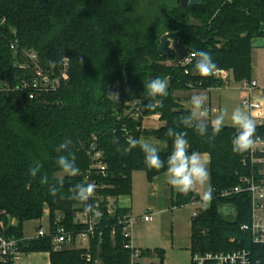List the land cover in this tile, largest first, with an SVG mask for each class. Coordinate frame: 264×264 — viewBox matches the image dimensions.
I'll use <instances>...</instances> for the list:
<instances>
[{
    "label": "trees",
    "instance_id": "obj_1",
    "mask_svg": "<svg viewBox=\"0 0 264 264\" xmlns=\"http://www.w3.org/2000/svg\"><path fill=\"white\" fill-rule=\"evenodd\" d=\"M263 23L264 0H202L186 6L180 0H0V227H5V234L17 239L25 254L48 252L50 264H131L132 252L125 247L129 240L119 222L127 211L116 206L109 214L107 199L131 194L135 171H145L148 180L166 171L173 138L165 133L172 127L187 132L189 153L209 156L212 198L206 208H195L193 254L244 248L251 251L255 264H264V247L241 229L251 219L247 194L221 196L251 171L244 163L249 150L232 151L236 128L224 125L209 140L179 125L180 117L191 110L176 91L202 94L223 84L212 76L201 77L194 69L195 58L186 66L168 64L176 54L165 57L158 52L161 37L176 32L184 55L206 51L218 69L232 72L234 81H249L252 39L264 37ZM28 53L37 55L51 77L67 75L57 90L22 88L34 78ZM157 77L167 79L168 95L158 98L161 106L149 109L146 85ZM109 93H118V101ZM138 100L146 115L160 116V127L142 130V120L130 117L131 105ZM208 131L211 135L210 126ZM256 135H264V126L256 127ZM128 136L163 143L159 154L165 167L148 168L141 149H129ZM114 137L119 144L113 143ZM66 139L71 140L69 151L80 172L65 175L53 197L49 185L40 181L47 176L49 184L57 183L61 170L56 160L61 153L56 148ZM94 152L102 154L106 176L92 168ZM37 163L40 172L33 178L29 169ZM88 182L97 184L89 203L102 216L93 226L89 247L79 248L77 235L88 231L89 224L77 221L83 206L68 196L70 188ZM194 201H200L195 192H176V205ZM46 211L50 234L25 238L24 223L41 220ZM58 219L71 233L72 243L54 250L52 234ZM154 251L159 261L150 264H164L163 251ZM151 255L149 250L140 253Z\"/></svg>",
    "mask_w": 264,
    "mask_h": 264
},
{
    "label": "clouds",
    "instance_id": "obj_2",
    "mask_svg": "<svg viewBox=\"0 0 264 264\" xmlns=\"http://www.w3.org/2000/svg\"><path fill=\"white\" fill-rule=\"evenodd\" d=\"M191 55L195 58L194 69L201 77L213 76L218 71V66L210 53L201 50L193 51ZM146 91L150 102L145 107L155 109L161 106L162 99L158 98L168 95L167 79L157 77L150 80L146 85ZM108 95L118 101V93H109ZM207 99L206 95H193L190 101L191 111L188 115L180 117L179 125H182L186 129H194L199 136L213 140L222 131L228 114L226 109H213L211 111L216 114L214 118L209 120L210 110L206 107ZM230 120L232 126L237 130L231 141L232 151L234 153L242 154L261 141V138L256 136V124L246 113L245 107L238 106L234 108ZM209 126L211 127V135H209L208 131ZM165 134L173 138V150L167 157L166 162V182L176 192L183 195H187L193 191L197 185H206L209 180L207 162L201 158L200 153L195 151L189 153L190 145L186 138L187 132L177 131L176 128L170 127ZM126 142L129 149H135L137 147L141 149L144 153V163L148 168L160 170L165 167V161L161 159L159 149L154 144L131 136L126 138ZM113 143L119 144V139L114 137ZM70 144L71 140L66 139L56 148L57 153H61L56 160V164L62 173L57 183L49 184L47 176L42 177L40 181L42 184L49 185L48 191L53 197L57 196L60 187L63 186L65 175L74 177L80 172L79 167L76 165L75 155L69 151ZM39 172V163L29 169V174L33 178L37 177ZM95 190L96 185L94 182L76 184L69 189L70 195L68 199L78 201L83 206L84 214L89 218L90 224H95L102 216L98 208L89 203ZM212 191L211 186H208L203 195L204 201L209 202L211 200Z\"/></svg>",
    "mask_w": 264,
    "mask_h": 264
},
{
    "label": "built area",
    "instance_id": "obj_3",
    "mask_svg": "<svg viewBox=\"0 0 264 264\" xmlns=\"http://www.w3.org/2000/svg\"><path fill=\"white\" fill-rule=\"evenodd\" d=\"M27 55L34 64V78L30 82L22 83L23 89L55 91L61 86L62 81L67 78L65 73L62 77H51L48 72L43 70L35 53H28ZM193 58L194 57H192L191 54L184 55L177 63L186 66L192 62ZM212 77L222 83V86L224 87H228L230 82L234 80L232 72L227 69H218ZM242 88L244 91L241 98V105L249 111V116L255 122L256 127L264 126V88L259 87V84L255 79L243 81ZM212 89L213 88L203 90V93L207 91L209 92ZM256 92H259V95H256ZM206 107L210 110L209 120H211L216 114L211 110L220 109V107H218L210 98L207 99ZM130 117L136 121L148 117L142 101L138 100L132 103ZM159 117V115H153L154 119H159ZM256 136L260 137L261 141L249 149V152L244 159V163L251 167L250 173L241 176L240 183L233 187V189L222 192L221 196L227 197L231 194H247L251 210V219L249 222L243 223L241 229L250 233L254 244L264 247V135ZM91 156L94 159L92 168H96L102 176H106V164L101 160L102 154L100 152H94ZM89 179L90 175H87L86 180ZM95 185L97 188L96 183ZM107 200L109 214H114L117 205L113 201V198L109 197ZM198 203L199 201H194L195 205ZM197 214L198 211L195 210L194 216ZM79 215L81 216V222L89 224V229L84 233L78 234L77 241L84 243L85 245L83 247L88 248L90 234L93 232V226L95 224H90L89 218L84 213ZM150 219V215L144 217V220L146 221ZM133 221L134 220L128 214H124L119 220V222L123 224V234L125 238L129 240V242L125 244V247L132 252L131 264H136L137 262H143V257L140 256L141 252L132 245L131 228ZM55 226V231L52 234L54 250H61L64 246L72 243V235L65 229V227L59 224V219L55 222ZM47 234H50V231L47 232L43 228H39L37 231V236L40 237ZM25 256L26 254L19 249L17 239L8 237L5 234V227L2 225L0 227V260L2 264H25ZM87 259L89 261L91 256L88 255ZM192 264H255V261L251 251L243 248L230 251L196 254L193 257Z\"/></svg>",
    "mask_w": 264,
    "mask_h": 264
},
{
    "label": "crops",
    "instance_id": "obj_4",
    "mask_svg": "<svg viewBox=\"0 0 264 264\" xmlns=\"http://www.w3.org/2000/svg\"><path fill=\"white\" fill-rule=\"evenodd\" d=\"M256 49L264 50V37L252 39V53ZM205 157L209 164V156L205 154ZM138 172L145 171L133 173L131 194L113 198L115 204L125 209L134 220L131 228L132 245L140 252L149 250L152 253L151 256L143 257L146 264L159 261L154 251L156 249L163 251L164 264H192L193 219L197 205L174 203L176 191L166 182V171L152 180H148L146 172L144 177L137 176L135 173ZM147 215L151 216L148 221L144 220ZM25 257L26 264H50L48 252L29 253Z\"/></svg>",
    "mask_w": 264,
    "mask_h": 264
},
{
    "label": "rangeland",
    "instance_id": "obj_5",
    "mask_svg": "<svg viewBox=\"0 0 264 264\" xmlns=\"http://www.w3.org/2000/svg\"><path fill=\"white\" fill-rule=\"evenodd\" d=\"M172 52H174L176 55L174 58L170 59L168 61V64H175L178 62V60L184 55V49L176 42L173 41L171 46ZM253 57V69H252V79L257 80L259 87L264 88V50H254L252 53ZM243 82H236L232 80L228 87H215L210 92H205L203 95H206L207 98H210L215 104H217L220 109H226L227 110V116L225 119V126H232L230 116L234 108L236 107H243L241 105V98L243 95ZM195 90H187V91H176L175 96L181 99V102L183 106L187 109L191 110V97L193 95H196ZM201 94V93H199ZM246 113L249 115V111L245 108ZM214 118V117H212ZM163 124V122H160L159 119H154L153 115H148L145 119L142 120L141 129L146 130H152L154 128H158ZM142 140H146L152 144H154L158 149H162L165 145L163 143L158 142L155 138L148 137V138H142ZM201 158L206 160L205 154H200ZM207 162V160H206ZM207 168L209 172V164L207 163ZM137 176L144 177L145 172H138L135 173ZM62 173H58L57 177H60ZM209 186V180L206 185L200 186L197 185L193 192L199 194V203L197 204L200 208H206L209 203L204 201L203 195L204 192L207 190ZM196 193V194H197ZM81 220V216L77 215V221ZM14 223V222H13ZM39 228H43L45 231L49 232L50 230V220L48 212L46 211L44 214V217L41 220H31L26 221L24 223L23 231L25 238H34L37 237V231ZM85 244L76 241V247L82 248ZM27 262V259L25 257V264ZM97 264H100L98 261Z\"/></svg>",
    "mask_w": 264,
    "mask_h": 264
},
{
    "label": "water",
    "instance_id": "obj_6",
    "mask_svg": "<svg viewBox=\"0 0 264 264\" xmlns=\"http://www.w3.org/2000/svg\"><path fill=\"white\" fill-rule=\"evenodd\" d=\"M202 0H180V3L184 6L186 5H199ZM178 40V34L176 32H169L164 34L158 45V52L165 57H171L173 52L171 50V46L173 41Z\"/></svg>",
    "mask_w": 264,
    "mask_h": 264
}]
</instances>
